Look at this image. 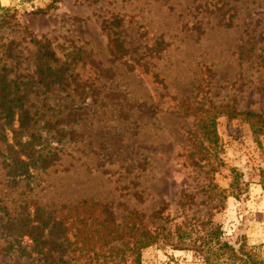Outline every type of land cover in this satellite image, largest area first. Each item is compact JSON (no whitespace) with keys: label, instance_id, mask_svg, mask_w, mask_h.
Segmentation results:
<instances>
[{"label":"rangeland","instance_id":"1","mask_svg":"<svg viewBox=\"0 0 264 264\" xmlns=\"http://www.w3.org/2000/svg\"><path fill=\"white\" fill-rule=\"evenodd\" d=\"M0 9V264L28 263L4 241L25 203L88 199L118 217L167 204L165 228L187 249L150 247L140 264H204L207 247L240 238L264 257V136L257 144L246 122L218 118L222 166L206 176L189 156L187 110L229 104L264 120V0H0ZM46 49L67 81L49 91L36 74ZM21 109L38 122L14 132ZM32 133L56 158L22 174L9 147Z\"/></svg>","mask_w":264,"mask_h":264},{"label":"trees","instance_id":"2","mask_svg":"<svg viewBox=\"0 0 264 264\" xmlns=\"http://www.w3.org/2000/svg\"><path fill=\"white\" fill-rule=\"evenodd\" d=\"M0 12L6 13V10L0 9ZM0 16V27H3L5 19L2 14ZM122 44L114 42L117 52L123 50ZM38 59L36 74L41 88L49 91L54 85L66 84L65 74L52 66V53L46 49ZM187 110H192L191 114L196 120L191 133L194 152L191 151L189 156L193 157L191 160L197 169L208 168L206 176L218 172L222 166L219 160L216 161L218 118L243 120L249 125L257 144H260L259 138L264 136V120L260 114L240 112L229 104L217 107L209 105L207 109L203 105H191ZM17 114L18 127L14 132L30 131L38 122L28 110L21 109ZM45 125L51 127L50 122ZM26 138V141L15 142L14 146L9 147L17 155V168L24 169L22 174H28L30 170L38 172L48 169L56 155H43L44 149L40 147L41 143H36L39 138L36 139L34 133ZM210 159L215 161L214 165L209 162ZM139 194L135 192L133 195L140 198ZM167 207V204H163L149 216L133 209L127 215L118 217L112 205L91 199L54 207L30 201L20 207L21 212L17 216L8 220L10 223L5 226L7 232L4 241L17 243V249L22 254L20 257H25L27 264L105 263L119 256L129 258L130 264H140L142 251L150 247H170L176 251L187 249L185 235L180 231L172 233L165 228V221H169L168 217L163 216ZM211 248L207 247V255L202 259L204 264H264L263 254L258 248L250 247L244 238L235 243L219 241L212 251Z\"/></svg>","mask_w":264,"mask_h":264},{"label":"built area","instance_id":"3","mask_svg":"<svg viewBox=\"0 0 264 264\" xmlns=\"http://www.w3.org/2000/svg\"><path fill=\"white\" fill-rule=\"evenodd\" d=\"M46 2L47 0H34V3H38V4H44Z\"/></svg>","mask_w":264,"mask_h":264}]
</instances>
